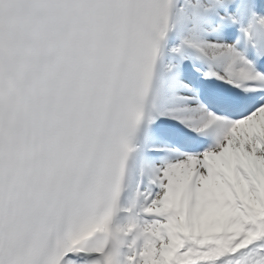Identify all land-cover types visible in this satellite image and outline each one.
<instances>
[{
	"label": "snow or ice",
	"instance_id": "1",
	"mask_svg": "<svg viewBox=\"0 0 264 264\" xmlns=\"http://www.w3.org/2000/svg\"><path fill=\"white\" fill-rule=\"evenodd\" d=\"M0 264H264V0H0Z\"/></svg>",
	"mask_w": 264,
	"mask_h": 264
}]
</instances>
